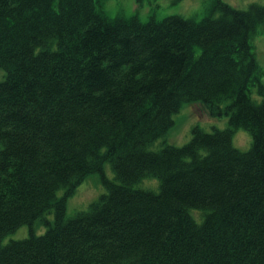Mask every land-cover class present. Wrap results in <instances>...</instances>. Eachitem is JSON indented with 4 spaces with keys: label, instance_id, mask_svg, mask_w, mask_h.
<instances>
[{
    "label": "trees",
    "instance_id": "obj_1",
    "mask_svg": "<svg viewBox=\"0 0 264 264\" xmlns=\"http://www.w3.org/2000/svg\"><path fill=\"white\" fill-rule=\"evenodd\" d=\"M106 1L0 0V264H264V4L143 21ZM184 103L228 127L149 149ZM91 174L103 190L66 217ZM50 211L43 234L1 243Z\"/></svg>",
    "mask_w": 264,
    "mask_h": 264
},
{
    "label": "rangeland",
    "instance_id": "obj_2",
    "mask_svg": "<svg viewBox=\"0 0 264 264\" xmlns=\"http://www.w3.org/2000/svg\"><path fill=\"white\" fill-rule=\"evenodd\" d=\"M211 1V2H210ZM213 0H145L143 5L138 7L136 0H108L104 4V10L110 17L116 13H123L130 16L137 13L139 18L146 21L150 16L161 19L167 15L175 14L183 17L201 18L204 15L206 5L212 3ZM229 5L246 9L251 3L264 4V0H222ZM253 51L259 65L264 73V29L259 24L252 37ZM264 82V75L262 77ZM258 100L259 98L254 95ZM173 125L167 134L152 144L149 149L157 150L163 144L170 143L174 145H183L191 137V130L194 126H199L203 130L211 131L215 128L223 129L228 127L227 118L211 117L206 108L201 105L184 103L180 110L173 114ZM233 145L241 151H246L251 142V137L244 129H237L232 137ZM104 175L113 180V172L109 164L104 165ZM136 187L148 189L152 191L158 190V181L155 178H145L139 182ZM102 186L97 174L89 175L76 189L75 193L67 198L66 201V217L74 216L79 211L86 210L88 205L96 200L102 191ZM61 191L58 192V195ZM198 217V212H193ZM54 215L52 211L47 212L41 218L33 221L31 225H22L13 232L4 236L1 240L2 244L9 240L23 239L34 233L36 235L43 234L52 224Z\"/></svg>",
    "mask_w": 264,
    "mask_h": 264
}]
</instances>
